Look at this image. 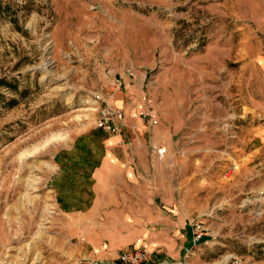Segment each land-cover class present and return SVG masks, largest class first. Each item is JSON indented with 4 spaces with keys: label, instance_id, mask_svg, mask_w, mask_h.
Listing matches in <instances>:
<instances>
[{
    "label": "rangeland",
    "instance_id": "obj_1",
    "mask_svg": "<svg viewBox=\"0 0 264 264\" xmlns=\"http://www.w3.org/2000/svg\"><path fill=\"white\" fill-rule=\"evenodd\" d=\"M120 77L124 113L154 110L166 148L149 230L202 220L189 264H264V0H0V264H92L55 201V152L97 127L94 95Z\"/></svg>",
    "mask_w": 264,
    "mask_h": 264
},
{
    "label": "crops",
    "instance_id": "obj_2",
    "mask_svg": "<svg viewBox=\"0 0 264 264\" xmlns=\"http://www.w3.org/2000/svg\"><path fill=\"white\" fill-rule=\"evenodd\" d=\"M121 94L115 93L111 104L124 109ZM158 126L127 113L120 133L96 127L55 152L51 179L55 201L63 214L75 220L74 232L85 235V246L92 249L86 256L92 263L109 262L103 257L115 260L134 248L147 249L154 259L179 261V241L183 250L193 238L190 227L178 238L170 236L177 233L172 227L169 234L149 230V219L159 215L155 203L163 195L156 181L147 178L159 159L154 152L161 147L155 140ZM150 138L155 145H148Z\"/></svg>",
    "mask_w": 264,
    "mask_h": 264
},
{
    "label": "built area",
    "instance_id": "obj_3",
    "mask_svg": "<svg viewBox=\"0 0 264 264\" xmlns=\"http://www.w3.org/2000/svg\"><path fill=\"white\" fill-rule=\"evenodd\" d=\"M129 77H133L132 71L128 72ZM115 88L117 92L126 88V81L123 77L115 79ZM114 96V95H113ZM113 96H104L101 93L94 95L96 107V126L110 134L120 133L121 127L124 122L125 113L123 109H119L111 105V99ZM139 117L149 125L157 126L159 124V118L154 110L145 108L140 111ZM154 152L162 159L166 154V148L157 147L154 148ZM191 230L193 238L191 242L183 248L182 258L179 261L160 258L154 259L151 253L144 248H134L128 251H124L118 254L115 260L109 262H93L92 264H189V261L199 252L201 245L207 244L208 240H205L210 235L209 230L205 227L202 220H198L192 224ZM232 264H247L241 259H235Z\"/></svg>",
    "mask_w": 264,
    "mask_h": 264
},
{
    "label": "bare ground",
    "instance_id": "obj_4",
    "mask_svg": "<svg viewBox=\"0 0 264 264\" xmlns=\"http://www.w3.org/2000/svg\"><path fill=\"white\" fill-rule=\"evenodd\" d=\"M60 140H63V137H54L52 140H49L45 145L44 147H47L49 146L52 142H55V141H60ZM33 224V223H32ZM33 230V228H31Z\"/></svg>",
    "mask_w": 264,
    "mask_h": 264
}]
</instances>
